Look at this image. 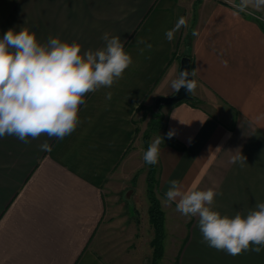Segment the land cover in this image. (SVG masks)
<instances>
[{"label": "crops", "instance_id": "1", "mask_svg": "<svg viewBox=\"0 0 264 264\" xmlns=\"http://www.w3.org/2000/svg\"><path fill=\"white\" fill-rule=\"evenodd\" d=\"M180 17L186 26L169 42L165 32ZM21 27L41 43L50 37L78 42L82 52L103 48L104 33L118 36L133 62L111 88L86 95L80 123L62 140L41 135L25 144L0 137V264H113L97 251L101 244L115 264H151L154 228L139 118L146 103L175 93L171 82L185 55L196 70L192 96L199 102L182 100L159 110L156 193L165 238L158 264H264V248L232 256L209 247L198 217L164 202L174 179L185 187L213 188L218 195L212 207L222 216L246 215L264 202V5L0 0V38ZM45 141L51 152L41 150ZM237 152L243 165L230 163ZM130 186L134 190L124 194Z\"/></svg>", "mask_w": 264, "mask_h": 264}, {"label": "clouds", "instance_id": "2", "mask_svg": "<svg viewBox=\"0 0 264 264\" xmlns=\"http://www.w3.org/2000/svg\"><path fill=\"white\" fill-rule=\"evenodd\" d=\"M256 3L264 5V0ZM182 26H186V21L180 17L174 28L165 32L166 39L171 42ZM102 39L103 48L82 52L81 44L75 41L50 37L41 43L27 27L18 31L9 29L0 38V137L15 136L27 144L29 138L37 139L41 135L62 140L75 131L86 95L111 88L133 62L118 36L104 33ZM137 42L145 43L141 38ZM195 74L196 70L179 71L171 82L172 89L179 92L184 88L187 93H194L196 82L188 77ZM106 98H111V92ZM174 135L172 130L167 133L169 139ZM162 142L163 137L159 135L149 145L143 154L145 163L159 162ZM40 148L52 151L47 141ZM238 162L245 163L240 152L230 160L233 164ZM217 195L213 188L185 187L174 179L170 181L164 202L174 203L176 211L185 217H198L202 242L209 247L232 256L245 251L260 253L264 248V202L257 203L246 215L238 212L233 217L222 216L212 207Z\"/></svg>", "mask_w": 264, "mask_h": 264}, {"label": "trees", "instance_id": "3", "mask_svg": "<svg viewBox=\"0 0 264 264\" xmlns=\"http://www.w3.org/2000/svg\"><path fill=\"white\" fill-rule=\"evenodd\" d=\"M189 101L195 104L199 102V100L194 97ZM158 125L155 126V128L160 126ZM149 145H150L149 135L147 134L145 137V152L147 151ZM157 169H158L157 165H148L147 187H148V195L150 199L149 214H150L151 224L154 228V237L151 241L153 247V256H152L151 264H158L160 259L164 255L165 213L161 207L160 201L156 193V187L158 184V179L156 175Z\"/></svg>", "mask_w": 264, "mask_h": 264}, {"label": "rangeland", "instance_id": "4", "mask_svg": "<svg viewBox=\"0 0 264 264\" xmlns=\"http://www.w3.org/2000/svg\"><path fill=\"white\" fill-rule=\"evenodd\" d=\"M156 107H155V101L152 103H146L145 104V110L143 111V116L139 118V122H141L140 124V131H139V140L141 142V147H140V158L143 159V155H142V151L145 148V137L148 134L149 135V140L150 141H154L161 133V126H162V122H163V118L161 117V115H159L160 111H156ZM161 110V108L159 109ZM158 112V113H157ZM160 126H159V125ZM159 126L157 128H155V126ZM144 161V160H143ZM144 163V167L143 170L148 171V165L147 163ZM156 175H157V171H156ZM133 186H130L129 188H126L124 194H130L134 188H132ZM143 230L146 229L145 225L144 227L142 226ZM170 236V235H169ZM153 237H154V232H153ZM148 237L145 238V240L147 241ZM169 245V244H168ZM107 247L106 246H98L97 245V251H99L101 253V255L109 260L111 263L115 264V262L113 261V255L112 253L108 251H106Z\"/></svg>", "mask_w": 264, "mask_h": 264}, {"label": "water", "instance_id": "5", "mask_svg": "<svg viewBox=\"0 0 264 264\" xmlns=\"http://www.w3.org/2000/svg\"><path fill=\"white\" fill-rule=\"evenodd\" d=\"M185 70H188L189 72L192 71V60L188 55L183 56L181 60V71ZM188 79H193V76H189ZM192 98V94L187 93L184 88H181L179 92H175L173 95L158 97L155 100L156 111H159L161 106L164 104H176L182 100H190Z\"/></svg>", "mask_w": 264, "mask_h": 264}]
</instances>
